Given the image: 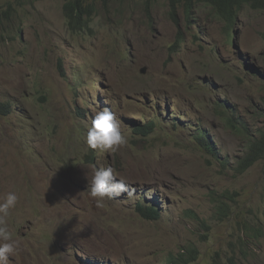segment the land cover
I'll list each match as a JSON object with an SVG mask.
<instances>
[{
  "label": "rangeland",
  "instance_id": "1",
  "mask_svg": "<svg viewBox=\"0 0 264 264\" xmlns=\"http://www.w3.org/2000/svg\"><path fill=\"white\" fill-rule=\"evenodd\" d=\"M64 3L0 0V200L18 196L9 264H165L194 248L189 264H264V159L236 175L194 139L202 128L235 163L264 130V11L245 5L228 29L206 5L188 16L169 0H110L71 31ZM104 108L127 140L115 152L86 143ZM105 166L132 194L100 207L89 184ZM226 190L263 236L217 221Z\"/></svg>",
  "mask_w": 264,
  "mask_h": 264
},
{
  "label": "trees",
  "instance_id": "2",
  "mask_svg": "<svg viewBox=\"0 0 264 264\" xmlns=\"http://www.w3.org/2000/svg\"><path fill=\"white\" fill-rule=\"evenodd\" d=\"M101 1L106 4L110 0H65L63 12L69 29L75 31L83 26H87L96 4ZM198 5L210 6L212 10L225 21L228 29L234 27L237 15L240 13L243 6L248 5L251 9L264 11V0H169V6L173 15L180 6H183L187 15L190 16L193 7ZM175 21L177 22L176 19ZM180 42V38L177 39L174 46L179 45ZM1 106L5 108L8 107V105ZM221 114L225 117L226 124L229 127L242 133L241 128H243V126H241L238 121L234 122L232 118L225 115V111H221ZM147 128H149V132L153 129L150 125H148ZM196 130L197 134L194 137L195 141L219 162L223 168H232L236 175H243L254 164L264 159V130L257 136L248 137L247 151L242 156L237 157L235 163H232L228 156L220 155V150L211 142L202 128H197ZM89 158L90 161L93 160V157ZM235 197L236 193H231L228 190L217 196L215 199L217 221L234 220L237 222L236 226L241 235L246 237L250 235L257 237L263 236L260 227H256L252 223L254 220L253 217L241 215L242 213L240 211L251 213V209L235 210L233 205L236 203ZM136 211L145 220L155 221L160 218L159 210L153 204L146 206L143 205L141 201H138ZM202 223L207 230L210 229V226L206 224L205 221H202ZM197 252L198 251L194 248L191 250L189 256L179 253V255L171 256L167 259L165 264H189L195 260L194 256Z\"/></svg>",
  "mask_w": 264,
  "mask_h": 264
},
{
  "label": "clouds",
  "instance_id": "3",
  "mask_svg": "<svg viewBox=\"0 0 264 264\" xmlns=\"http://www.w3.org/2000/svg\"><path fill=\"white\" fill-rule=\"evenodd\" d=\"M86 143L91 149L103 152H115L127 143L122 134L121 124L115 113L109 108L98 110L92 118L86 132ZM111 166L96 168L90 180V195L96 198L97 205L103 207L105 199H112L122 193H132L129 186L122 180H117ZM18 196L8 192L0 200V264H9V256L15 255L19 242L13 238L6 217L15 208Z\"/></svg>",
  "mask_w": 264,
  "mask_h": 264
},
{
  "label": "water",
  "instance_id": "4",
  "mask_svg": "<svg viewBox=\"0 0 264 264\" xmlns=\"http://www.w3.org/2000/svg\"><path fill=\"white\" fill-rule=\"evenodd\" d=\"M146 69L145 68H142L141 69V73H145Z\"/></svg>",
  "mask_w": 264,
  "mask_h": 264
},
{
  "label": "bare ground",
  "instance_id": "5",
  "mask_svg": "<svg viewBox=\"0 0 264 264\" xmlns=\"http://www.w3.org/2000/svg\"><path fill=\"white\" fill-rule=\"evenodd\" d=\"M230 20V19H229Z\"/></svg>",
  "mask_w": 264,
  "mask_h": 264
}]
</instances>
